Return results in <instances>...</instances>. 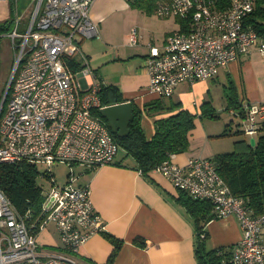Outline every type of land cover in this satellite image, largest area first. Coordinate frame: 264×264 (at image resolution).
Returning a JSON list of instances; mask_svg holds the SVG:
<instances>
[{"label": "built area", "instance_id": "obj_1", "mask_svg": "<svg viewBox=\"0 0 264 264\" xmlns=\"http://www.w3.org/2000/svg\"><path fill=\"white\" fill-rule=\"evenodd\" d=\"M96 0H31L25 33L16 24L7 36L20 50L0 114V161L26 160L36 164L79 163L88 168L111 163L119 150L108 126L96 110L101 104L100 82L80 48L81 38L99 35L89 17ZM255 0H157L153 13L183 21L170 31L164 44H148L144 68L147 89L170 97L180 82L214 77L219 69L255 47L264 54V34L244 26ZM131 29L127 44L137 43ZM80 62L73 71L70 62ZM1 109V107H0ZM241 130L253 137L264 126V101H242ZM151 170L167 177L189 196L208 201L213 218L233 215L241 237L233 245L229 264H264V213L253 214L248 201L231 192L208 157L192 156L185 164L164 160ZM49 171V169L47 170ZM141 173L140 170H138ZM71 170L62 186H53L41 203L42 218L27 224L0 188V264H76L60 254H43L37 234L52 222L62 247L77 253L104 228L95 210L88 183L78 185ZM204 236V232L200 233Z\"/></svg>", "mask_w": 264, "mask_h": 264}, {"label": "crops", "instance_id": "obj_2", "mask_svg": "<svg viewBox=\"0 0 264 264\" xmlns=\"http://www.w3.org/2000/svg\"><path fill=\"white\" fill-rule=\"evenodd\" d=\"M129 2L96 0L90 8L89 17L99 26L100 39L81 38L79 45L93 70L94 78L102 85L116 86L121 94L120 102L131 101L141 109L146 102L155 99H162L167 104L179 102L181 108L194 116V127L188 135V148L171 154L173 162L185 164L192 156L210 158L216 153L229 151L228 147L214 144L224 136L231 140L233 149L234 140L239 138L230 134L236 129L241 130L243 124L238 105L242 101H264V54L252 47L237 60L222 66L214 77L192 83L180 82L170 97L161 98L147 89L149 75L143 61L148 53V44L161 47L167 34L183 29L184 24L175 17H164L157 19L159 26L156 29H150L142 23L147 16L139 12L144 15L141 18L143 28L128 25L124 32L116 33L122 41L112 43V30L104 31L106 20L115 12L133 9ZM147 13H153V10ZM131 28L137 31L135 45L127 44ZM208 82L222 84L225 94L227 85L233 86L231 94L234 104L225 96L223 105L216 107ZM115 103L119 102L111 104ZM220 107H224L226 112L219 111ZM169 113L167 110L142 113L141 127L147 138L154 133V119ZM213 121L221 122L220 127ZM232 123L238 127L235 129ZM224 132L229 133L219 136ZM261 132L262 129L257 134ZM79 172L81 177L77 178L76 183L89 184L92 204L100 214L104 228L92 235L77 253H70L62 247L54 224L47 225L36 237L38 249L43 254L67 256L76 264H198L194 253L197 239L195 219L179 200L180 190L167 177L155 170L139 173L135 161L124 156L122 151L119 155L117 152L109 164L94 169L82 166ZM224 219L221 220L220 236L211 232L216 223L214 219L206 222L202 228L208 237L213 235L211 248L234 245L241 237L237 218L229 215ZM111 238L121 241V245L112 261H108L114 249ZM44 245L49 249H43L41 246Z\"/></svg>", "mask_w": 264, "mask_h": 264}, {"label": "trees", "instance_id": "obj_3", "mask_svg": "<svg viewBox=\"0 0 264 264\" xmlns=\"http://www.w3.org/2000/svg\"><path fill=\"white\" fill-rule=\"evenodd\" d=\"M153 1L133 0L135 4L147 12L153 10L155 4ZM243 25L254 28L258 34H264V0H255L254 8L245 17ZM11 28L10 20L0 24V36L11 31ZM70 67L76 71L80 67V62L73 59L70 62ZM232 88L233 86L227 85L226 96L229 102L234 104V98L231 94ZM99 97L103 105L121 101V94L116 86L102 85L101 83ZM4 100L6 101V98ZM4 102L0 114L4 109ZM172 103L167 104L162 99H155L146 102L142 109L132 103L128 133L118 136L109 129L120 151L123 152L124 156L135 161L137 169L141 173H145L164 160L170 159L171 154L183 152L188 148V135L194 127V116L188 110L181 108L179 102ZM158 110H167L170 113L165 117L154 119V133L150 138H147L141 127L142 113L148 114ZM99 111H95L96 116L107 125ZM261 129L262 132L255 138L253 145L250 144L248 137L243 136L234 140L232 150L219 152L210 157L215 163L217 172L228 184L231 192L246 198L253 214L264 213V126ZM228 133L224 132L219 136ZM231 134L244 133L242 130L236 129ZM39 176L47 177L48 174L46 172L41 173L34 162L26 160L0 161V188L15 208L21 214L27 215V224L33 222L36 224L42 218L41 203L46 194L44 195L42 187L37 182ZM77 184L83 185L85 183ZM179 200L185 205L196 222L197 239L194 253L197 263L229 264L233 245L208 249L205 245L207 235L204 233L203 237L200 236V233L204 232L202 231L204 224L212 219L210 203L195 199L183 191L179 193ZM111 240L114 249L108 261H112L116 250L121 245V241L116 238H111ZM138 242L143 243L140 240Z\"/></svg>", "mask_w": 264, "mask_h": 264}, {"label": "rangeland", "instance_id": "obj_4", "mask_svg": "<svg viewBox=\"0 0 264 264\" xmlns=\"http://www.w3.org/2000/svg\"><path fill=\"white\" fill-rule=\"evenodd\" d=\"M129 1L133 9H131L130 11L115 12L106 20L104 31L112 30L113 32V38L111 39L112 43L116 41H122L121 36L116 35V33H120L121 31L124 32L126 26L128 25L129 27L139 26L143 28V26H141V18H143L144 15H141L139 12H143L145 16H147L144 19H142V23L148 26V28L150 29H156L159 26L157 19L164 18L156 15L155 13H147L146 11H144V9H142L141 6L135 4L133 0H129ZM31 6H32L31 0H0V24L5 23L7 20H10L12 25L11 29H13L16 24L17 16L21 15L22 18L18 22V31L20 32V34L23 35L27 29L30 20L29 13L31 10ZM7 34L8 32L3 33L0 36V101L2 99V95L4 93L6 84L11 76L13 64L15 61V56L19 53L20 50L18 38H16L15 43H12L11 39L7 36ZM93 39L99 40L100 36L98 35L97 37H93ZM208 84L211 88V92L216 107L222 106L223 105L222 102L226 96V94L224 93V86L222 84H219L218 82H208ZM3 102L0 107H2ZM219 111L224 113L226 112V109H224V107L223 108L220 107ZM234 119L238 120V118H234ZM213 122L214 124H217V126L220 127L221 122H215V121ZM232 125L235 129L238 127L237 124L232 123ZM210 126H213V123H210ZM230 136L240 138L243 137L244 134H233V135L230 134ZM253 137L257 138L258 134H255ZM214 140L217 139L215 138ZM214 144H220V147H228V149L230 150L232 149L231 140H228L227 137L225 136L220 137L217 141H214ZM120 152L121 151L119 149L118 155L120 154ZM37 166L41 173L46 172L48 174L47 177L39 176L37 178V182L42 187L44 195L50 193V190L53 186L56 185L62 186L63 184H65L68 178V174L71 170L74 171L76 180L77 178L80 179L81 177L79 170L82 169V164L79 163L74 162L72 163L71 166H69L66 163L54 162L53 164L50 165L49 168L47 167L46 164L39 163L37 164ZM48 169L49 171H47ZM224 218L225 217L213 218L214 220H216V223L213 225L211 232L214 231V233L220 236L223 226L221 224V220H225ZM47 225L50 226L53 225V223L49 222ZM212 240H213V235L210 237L207 236V238L205 239L206 242L205 245L208 249L211 248ZM41 247L45 250L49 249V247L45 245Z\"/></svg>", "mask_w": 264, "mask_h": 264}, {"label": "water", "instance_id": "obj_5", "mask_svg": "<svg viewBox=\"0 0 264 264\" xmlns=\"http://www.w3.org/2000/svg\"><path fill=\"white\" fill-rule=\"evenodd\" d=\"M14 65L15 63L13 64V68H14ZM13 68H12V72H13ZM10 79H11V76L4 89V93L0 101V106L6 96L9 83H10ZM99 113L106 120L107 126L109 127L110 131H112L118 136H123L128 133L129 131L128 123L132 115L131 101L119 102V103L105 106L100 109ZM249 142L251 145H253L255 142L254 137H250Z\"/></svg>", "mask_w": 264, "mask_h": 264}]
</instances>
